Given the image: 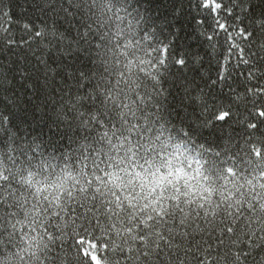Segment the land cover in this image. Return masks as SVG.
Returning <instances> with one entry per match:
<instances>
[{"label":"snow or ice","instance_id":"6c2138e0","mask_svg":"<svg viewBox=\"0 0 264 264\" xmlns=\"http://www.w3.org/2000/svg\"><path fill=\"white\" fill-rule=\"evenodd\" d=\"M158 3L7 0L0 6L9 29H18L0 42V135L8 147L0 166H10L0 174V264H264V166L229 156V178L239 176L251 189L243 200L236 194L234 209L227 204L228 211L217 212L220 205L199 194L211 190L213 169L222 163L199 148L214 146L203 136L215 140L216 127L241 121V111L240 130L258 158L264 0H188L193 44L187 37L181 42L185 6L175 4L171 20H162ZM133 21L163 57L151 93L133 75V41L120 42ZM101 30L118 41L117 72L100 59ZM166 124L179 125L173 130L193 155L181 156L178 143L158 162L150 158L148 145L163 138ZM113 173L136 187H115ZM137 175L151 186L143 189ZM63 183L66 190H45ZM138 195L146 211L135 229L125 222L122 234L119 214L131 211L129 198Z\"/></svg>","mask_w":264,"mask_h":264},{"label":"trees","instance_id":"16d2710c","mask_svg":"<svg viewBox=\"0 0 264 264\" xmlns=\"http://www.w3.org/2000/svg\"><path fill=\"white\" fill-rule=\"evenodd\" d=\"M6 2L7 0H0V6H2ZM177 3H182L185 6V15L184 17H181L184 29L183 35L181 37V42L183 43L184 37H187V43L193 44L194 42H196V36L194 32L196 25L193 22L194 13L187 11L188 0H162V3L156 4L155 8L161 14L162 20H171L173 6ZM165 13H167V16L164 15ZM89 19H92V17H90ZM96 19H99V17H97ZM104 19L106 20L107 17H104ZM8 25V17L0 16V42L7 38L5 36V33H7L8 36H14L18 32V29L16 28H12L10 30ZM98 34L101 35L104 40V45L101 48L100 59L107 63V69L109 72L119 71L120 69L116 63V44L118 41L111 35V32L105 35L104 31L101 30ZM129 39L133 41V47L129 49V54L138 58L136 66L133 68V75L141 84L144 92L151 93L153 92L154 85L156 83L153 77H156L158 79V74L161 72L159 62L163 59V57L160 54L159 46L158 44L153 42V39H145L140 34V31H138L136 28L135 21H133V26L131 29H125L124 35L120 42L122 43L123 40ZM136 40L140 41L139 44L135 43ZM150 49H155V51H152L151 55H149ZM119 60L121 64L124 63V57H120ZM140 61H144V63L141 64ZM99 62L100 61H97V63ZM141 69H143V71H141ZM203 99H207V97H203ZM137 114H139V111ZM240 115L242 117V120L234 121L232 125H230L227 129L224 126H217L213 133L217 136L215 140H212L206 135L203 136V140L214 145L213 147L208 148V145L205 143L199 145V148L201 149H207L216 153L215 158L218 161H222V163H218L213 169V184L216 185L218 192L213 196L210 203L214 205H220V207L216 209L217 212L228 211V208L225 207V205L227 204H230L234 209L236 207L237 193H240L239 198L241 200H243L245 196L251 194L249 185L244 182L243 179L239 178V176L235 180L229 178L228 169L233 167L229 156H231L237 162H239L241 159L250 160L252 162V167H255L257 162L261 166H264V138L255 141V151L258 153L257 158V156L253 155V142L245 140L243 133L240 130L241 124L243 123V118L246 117V113L241 111ZM192 119L195 120V115H193ZM207 119L208 116H205V120ZM201 124H203V121L201 122ZM174 128H179V125L166 124L163 138L160 139L159 142L153 141L149 143L148 147L152 150V156H150V158L154 159L155 162L159 161V154L167 156L169 154V151L173 149L178 143L183 146L179 153L181 156L193 155V153L189 152L188 150L190 147L189 142L183 140L178 135V133L173 130ZM229 132L231 133L230 135ZM134 147L135 145H130L126 148L125 151H131L132 149H134ZM141 151H143V149H141ZM7 152L8 147L5 146L3 136L0 135V161L3 160ZM9 167L10 166L5 162L2 166H0V174H7ZM243 167V164H239V168ZM12 171L15 178H21L20 171H16L15 169H13ZM238 171L239 169H237V172ZM129 204L131 207V211L125 210L121 212L118 217V223L121 226L122 234H126L124 227L125 222H127V224L131 225L132 228L135 229L136 224L134 223V221L138 216H140L141 211H146V209L142 207L143 203H138L136 200L129 198ZM147 219L148 217L145 216L141 222H147ZM217 219H219V217H217ZM130 238L131 237H129V239Z\"/></svg>","mask_w":264,"mask_h":264},{"label":"clouds","instance_id":"9594fccd","mask_svg":"<svg viewBox=\"0 0 264 264\" xmlns=\"http://www.w3.org/2000/svg\"><path fill=\"white\" fill-rule=\"evenodd\" d=\"M117 177H118V174H117V173H113V179H112L111 183H112L115 187L119 188V187H121L122 185L125 186V187H133V188L136 187V185L133 184L132 180H130V179H129V180H126V181H125V180H120L119 182H117ZM37 179H39V178H37ZM135 179H136L137 181H139V184L142 185L143 189H147L148 187L151 186V185L149 184V182H148V177H147V176H144V175H137V176L135 177ZM152 183H158V181H153ZM57 189L66 190V189H67V183L56 184V185H54V186H52V187H50V188H46L45 190H46V191H49L50 193H55ZM204 192H207V193H208V195H207V199H208L209 202H211L213 196H214L215 194H217L218 189H217L216 185L213 184V185L211 186V190L201 188L199 194L203 195ZM149 195H150V194H149ZM126 198H127V197H126ZM135 200H136L138 203H143V199H141L139 195L136 197Z\"/></svg>","mask_w":264,"mask_h":264}]
</instances>
